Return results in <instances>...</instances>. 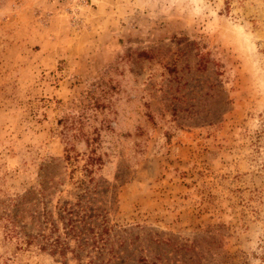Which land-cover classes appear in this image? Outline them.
Segmentation results:
<instances>
[{"label": "rangeland", "instance_id": "374dc122", "mask_svg": "<svg viewBox=\"0 0 264 264\" xmlns=\"http://www.w3.org/2000/svg\"><path fill=\"white\" fill-rule=\"evenodd\" d=\"M263 254L264 0H0V264Z\"/></svg>", "mask_w": 264, "mask_h": 264}, {"label": "trees", "instance_id": "16d2710c", "mask_svg": "<svg viewBox=\"0 0 264 264\" xmlns=\"http://www.w3.org/2000/svg\"><path fill=\"white\" fill-rule=\"evenodd\" d=\"M15 230H16V228L15 229H9L10 232L11 231L15 232ZM26 236L28 238H23L22 242H24L25 244L29 245V243H31V241H32V235L31 234H26ZM260 259H261V264H264V254L260 257Z\"/></svg>", "mask_w": 264, "mask_h": 264}]
</instances>
